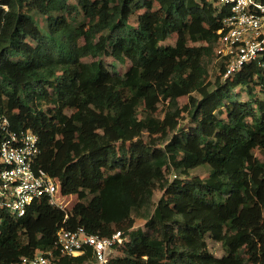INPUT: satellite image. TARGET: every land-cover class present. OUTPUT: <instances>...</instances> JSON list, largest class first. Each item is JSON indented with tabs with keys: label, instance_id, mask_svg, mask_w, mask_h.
Masks as SVG:
<instances>
[{
	"label": "trees",
	"instance_id": "1",
	"mask_svg": "<svg viewBox=\"0 0 264 264\" xmlns=\"http://www.w3.org/2000/svg\"><path fill=\"white\" fill-rule=\"evenodd\" d=\"M227 14L217 0H0V114L37 135V166L75 197L0 211V264H94L60 252L57 232L77 228L121 232L107 264H264V67L223 78Z\"/></svg>",
	"mask_w": 264,
	"mask_h": 264
},
{
	"label": "built area",
	"instance_id": "2",
	"mask_svg": "<svg viewBox=\"0 0 264 264\" xmlns=\"http://www.w3.org/2000/svg\"><path fill=\"white\" fill-rule=\"evenodd\" d=\"M217 2L228 8L216 50L217 59L225 60L223 78L249 62L255 61L264 67V0ZM38 154L37 135L29 129H13L9 119L0 114V211L21 217L42 197L60 209L68 207L73 195H62L57 179L37 166ZM123 240L120 231L106 237L88 234L82 228L57 232V245L62 254L75 257L88 248L94 264H107L108 257ZM17 264L57 263L48 252L31 258L23 257Z\"/></svg>",
	"mask_w": 264,
	"mask_h": 264
},
{
	"label": "rangeland",
	"instance_id": "3",
	"mask_svg": "<svg viewBox=\"0 0 264 264\" xmlns=\"http://www.w3.org/2000/svg\"><path fill=\"white\" fill-rule=\"evenodd\" d=\"M174 43H175V36H171L166 41H164L162 44L163 45H168V44H174ZM106 63L110 64V60L106 59ZM114 64H115L114 65L115 68H117L118 71H120L121 73H123L125 71V69H126V67L128 65L127 63H125V64L114 63ZM215 72H216L215 68L211 67L210 71H209V78H213L215 76ZM234 95L235 96H239V97H237L238 99H244V100L248 99L247 94H245L243 92H240V91H236L234 93ZM260 97H261V95H260ZM185 102H186L185 98L180 99V103H185ZM205 172H206L205 169H200L198 171H195L194 174L203 177V176H205ZM160 196H161V192L159 190H155L154 196H153V202L155 203L159 199ZM70 200L71 201H69L68 207H69L70 203H73V201L75 200V197L72 196ZM143 226H144V221L139 219V218L136 219L134 224H133V228L134 229H141V228H143ZM208 246H209L210 251L215 256L220 257V258L225 257V258L229 259L228 256L224 255L223 251L221 250V248H220V246L218 244H216V243H214L212 241H208ZM111 255L112 256H116V255H118V252L114 251Z\"/></svg>",
	"mask_w": 264,
	"mask_h": 264
}]
</instances>
